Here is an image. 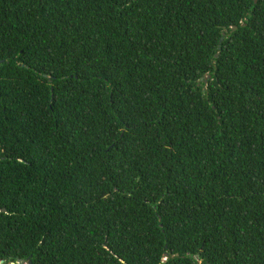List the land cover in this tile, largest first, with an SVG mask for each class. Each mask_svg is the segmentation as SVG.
<instances>
[{"label": "trees", "instance_id": "1", "mask_svg": "<svg viewBox=\"0 0 264 264\" xmlns=\"http://www.w3.org/2000/svg\"><path fill=\"white\" fill-rule=\"evenodd\" d=\"M1 261L264 264V0H0Z\"/></svg>", "mask_w": 264, "mask_h": 264}, {"label": "water", "instance_id": "2", "mask_svg": "<svg viewBox=\"0 0 264 264\" xmlns=\"http://www.w3.org/2000/svg\"><path fill=\"white\" fill-rule=\"evenodd\" d=\"M221 41V40H220ZM3 262L1 261L0 264H2ZM11 264H14V263H11ZM16 264H19V262H17ZM23 264V263H22Z\"/></svg>", "mask_w": 264, "mask_h": 264}]
</instances>
